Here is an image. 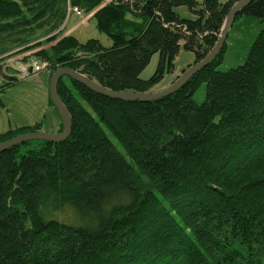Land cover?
Masks as SVG:
<instances>
[{"label": "trees", "instance_id": "1", "mask_svg": "<svg viewBox=\"0 0 264 264\" xmlns=\"http://www.w3.org/2000/svg\"><path fill=\"white\" fill-rule=\"evenodd\" d=\"M68 1L86 13L101 4L93 18L111 46L60 35ZM180 5L194 10L198 2L0 0V55L12 37L20 52L32 51L42 44L23 30L48 28L46 35L55 33L46 42L57 41L33 53L42 63L80 71L113 91L149 92L171 70L180 40L220 31L234 2L203 0L196 19L181 18ZM240 15L262 25L244 64L217 68L225 43L169 96L123 101L60 80L69 137L0 153V264H264V0ZM216 41L184 46L197 62ZM156 53V72L142 79ZM204 83L198 104L193 95ZM40 127L9 129L0 143Z\"/></svg>", "mask_w": 264, "mask_h": 264}, {"label": "rangeland", "instance_id": "2", "mask_svg": "<svg viewBox=\"0 0 264 264\" xmlns=\"http://www.w3.org/2000/svg\"><path fill=\"white\" fill-rule=\"evenodd\" d=\"M196 1L198 2V6H196L194 10L190 9L187 5H180L175 8V11L181 18L196 19L198 17L197 10L203 8V0ZM227 1L230 0H219L220 3H225ZM231 1L235 3L237 0ZM69 2L70 1H68L66 18L58 30L61 31L60 35L65 36L73 34L81 42H86L88 39L95 38L99 39L104 46H111V39L97 29L96 21L93 18L94 13L97 9H100L99 7L101 4L92 11L87 13L84 12L82 15H76L69 13V5L71 4V2L70 4ZM155 8V10L160 12L157 6ZM134 11L136 13L140 12L139 9ZM225 21L226 18L220 31L213 33L207 32L205 34L197 33L196 36L188 34L186 35L188 37L182 38L180 40L179 49L174 57L171 70H168L166 67L163 72V77L150 88L149 92L157 93L165 90L194 64L196 59L195 52L186 49L184 46L188 40L193 41L194 49L206 47V39L209 37H216L218 41L222 34ZM261 28L262 25L259 18L240 15L234 21L229 31L222 61L217 68L221 71H226L244 64L248 52ZM47 30L48 28L38 29L33 33H31L30 28L23 30V33L25 32V35L33 40L32 43L40 42L42 44L32 51L20 52L19 50L23 47H17L18 42L15 37L6 40L5 46L1 49L0 86L6 85L7 81L14 82L9 86H4L3 90L0 91V133L21 126H33L38 123L41 124L40 131L42 132L53 134L62 132V116L53 102L50 93L51 79L56 70H54V67L42 63L33 55L36 51H40L42 48L50 47L56 43L57 40L50 43L46 42V40L55 33L53 32L46 35L45 33ZM159 61V53L154 54L150 63L141 72L140 77L142 79H149L152 77L159 66ZM205 98L206 84L204 83L195 92L193 99L196 103L201 104L204 102ZM59 124H61L60 128ZM113 141L121 150L118 142L116 140ZM9 231L10 229H8V232Z\"/></svg>", "mask_w": 264, "mask_h": 264}, {"label": "water", "instance_id": "3", "mask_svg": "<svg viewBox=\"0 0 264 264\" xmlns=\"http://www.w3.org/2000/svg\"><path fill=\"white\" fill-rule=\"evenodd\" d=\"M253 0H237L231 10L229 11L226 21L223 27L222 34L220 35L216 45L213 47V49L207 54L206 57H204L202 60L194 63L192 66H190L171 86L166 88L163 91L153 93V92H119V91H113L110 90L101 84H99L94 79L88 77L87 75L83 74L80 71L68 68V67H61L57 69L51 79V85H50V93L53 102L59 109L63 124H64V130L60 133H46L42 131H33L28 132L24 134H20L14 138H11L9 140H6L2 143H0V153L7 150L10 147H13L18 144L25 143L30 140H47L52 142H61L66 140L73 127L72 122V116L70 114V111L68 110L67 106L63 102V100L60 97L58 86L60 80L64 77H70L73 78L82 84L88 86L93 91L112 97L116 99H120L123 101H152L156 99H160L166 96L171 95L178 89H180L193 75H195L197 72L211 64L215 58L220 54L222 51L229 31L236 19V16L238 13L247 5H249Z\"/></svg>", "mask_w": 264, "mask_h": 264}, {"label": "built area", "instance_id": "4", "mask_svg": "<svg viewBox=\"0 0 264 264\" xmlns=\"http://www.w3.org/2000/svg\"><path fill=\"white\" fill-rule=\"evenodd\" d=\"M107 1H109V0H107ZM84 12L85 11L82 8H80L79 6H74V5L70 4L69 13H73V14H76V15H82Z\"/></svg>", "mask_w": 264, "mask_h": 264}, {"label": "bare ground", "instance_id": "5", "mask_svg": "<svg viewBox=\"0 0 264 264\" xmlns=\"http://www.w3.org/2000/svg\"><path fill=\"white\" fill-rule=\"evenodd\" d=\"M234 4H235V3H234ZM69 6H70V5H69ZM232 7H233V6H232ZM232 7H231V8H232ZM67 8H68V7H67ZM230 10H231V9H230ZM206 56H207V55H206ZM206 56H205V57H206ZM201 60H202V59H201ZM199 61H200V60H199ZM197 62H198V61H197ZM195 63H196V62H195ZM144 93H145V92H144Z\"/></svg>", "mask_w": 264, "mask_h": 264}, {"label": "crops", "instance_id": "6", "mask_svg": "<svg viewBox=\"0 0 264 264\" xmlns=\"http://www.w3.org/2000/svg\"><path fill=\"white\" fill-rule=\"evenodd\" d=\"M61 124H59V128H60ZM22 127V126H21Z\"/></svg>", "mask_w": 264, "mask_h": 264}]
</instances>
